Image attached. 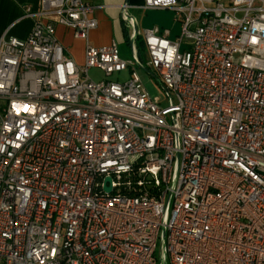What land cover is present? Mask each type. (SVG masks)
<instances>
[{"label": "built area", "instance_id": "2783aa9c", "mask_svg": "<svg viewBox=\"0 0 264 264\" xmlns=\"http://www.w3.org/2000/svg\"><path fill=\"white\" fill-rule=\"evenodd\" d=\"M140 9L181 18L173 40L143 31L145 66L88 42L85 0H41L27 39L0 37V264H264V0Z\"/></svg>", "mask_w": 264, "mask_h": 264}, {"label": "crops", "instance_id": "0c3cea01", "mask_svg": "<svg viewBox=\"0 0 264 264\" xmlns=\"http://www.w3.org/2000/svg\"><path fill=\"white\" fill-rule=\"evenodd\" d=\"M85 1L93 7L92 16L98 24L88 36V42L92 46L101 47L112 42L117 44L124 41L123 27L128 29L130 26L122 19V8L127 2L125 14L134 20L137 28V21L132 13L142 6L139 0H133L131 3L129 0ZM40 7L41 0H0V37L7 34L20 40L27 39L36 21L34 15L39 12ZM130 29L132 34L131 26ZM55 35L74 62L78 65L83 64L85 42L74 38L71 30L59 25L55 27Z\"/></svg>", "mask_w": 264, "mask_h": 264}, {"label": "rangeland", "instance_id": "374dc122", "mask_svg": "<svg viewBox=\"0 0 264 264\" xmlns=\"http://www.w3.org/2000/svg\"><path fill=\"white\" fill-rule=\"evenodd\" d=\"M132 15L136 18L137 21V37L134 42L136 50L138 49L139 58L142 64L145 66L148 59L145 52V47L140 46V42H143V31L151 28H159L161 31L169 30L171 32L170 39H175L177 36L181 35V18L178 21H175V13L169 10H145L138 9L133 11ZM128 25V24H126ZM129 26V25H128ZM127 31L128 41L126 43L124 41L117 42L119 53L122 58L129 59L131 57L130 54V34L131 29L130 26ZM137 73L140 76L142 84L147 91V93L157 102L163 104L166 102V94L161 89L160 85L157 82V77H153L148 74L146 71L140 70L137 68ZM90 78L94 81L99 80H108V81H118L123 82L127 79L128 74L123 72L119 74H113L112 76L106 78L104 75L95 69H91L88 72ZM160 243L158 244V252H159Z\"/></svg>", "mask_w": 264, "mask_h": 264}, {"label": "water", "instance_id": "95a60500", "mask_svg": "<svg viewBox=\"0 0 264 264\" xmlns=\"http://www.w3.org/2000/svg\"><path fill=\"white\" fill-rule=\"evenodd\" d=\"M128 3V2H127ZM127 3H126V6H127ZM137 28H136V25L134 24L133 25V29H132V34H131V37H130V45L134 44L135 40H136V37H137ZM137 66L143 70V71H146L142 66H140L139 64H137ZM147 72V71H146ZM148 73V72H147ZM149 74V73H148ZM106 183H110V179L107 178L106 180ZM104 191L106 193H110L111 192V188L110 187H105L104 188Z\"/></svg>", "mask_w": 264, "mask_h": 264}, {"label": "trees", "instance_id": "16d2710c", "mask_svg": "<svg viewBox=\"0 0 264 264\" xmlns=\"http://www.w3.org/2000/svg\"><path fill=\"white\" fill-rule=\"evenodd\" d=\"M132 1H133V0H129L130 3H131ZM139 3H140V4H143V0H139ZM123 36H124V41H125L126 43H129V41H128V36H127V31H126V28H125V27H123ZM139 44H140V46H143V45H144L142 41H141ZM137 53H138V55H139L138 49H137Z\"/></svg>", "mask_w": 264, "mask_h": 264}]
</instances>
